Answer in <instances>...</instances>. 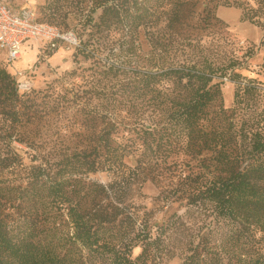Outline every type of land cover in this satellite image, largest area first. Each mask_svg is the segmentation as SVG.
I'll list each match as a JSON object with an SVG mask.
<instances>
[{"label": "trees", "instance_id": "obj_1", "mask_svg": "<svg viewBox=\"0 0 264 264\" xmlns=\"http://www.w3.org/2000/svg\"><path fill=\"white\" fill-rule=\"evenodd\" d=\"M218 6L264 26V0H45L42 17L34 9L54 26L83 15L88 38L74 31L75 54L93 57L88 44L107 34L102 48L121 44L138 66L93 60L89 91L105 100L58 148L35 140L30 124L46 115L0 66V264H264V109L236 129L208 117L219 79L239 78L242 65L203 53L207 37L222 39L208 31L225 26ZM236 88L234 99L247 91ZM126 102L148 123L118 136ZM146 181L158 190L150 208L131 194Z\"/></svg>", "mask_w": 264, "mask_h": 264}, {"label": "rangeland", "instance_id": "obj_2", "mask_svg": "<svg viewBox=\"0 0 264 264\" xmlns=\"http://www.w3.org/2000/svg\"><path fill=\"white\" fill-rule=\"evenodd\" d=\"M15 8L33 7L36 9L38 16L42 17L40 7L45 4V0H7ZM199 4L201 0H198ZM218 17L224 24L223 27L208 30L216 36L221 34L222 39L217 42L210 41L209 37L203 42L205 44L204 52L209 58L216 59L217 62L223 63L228 61L230 56L239 57L241 66L236 69L240 77L233 78V73L228 72L226 76L221 77V96L210 108L209 118L214 125L233 123L234 128L240 124L255 117L256 113L264 109V26L241 19V10L236 7L218 6L215 10ZM43 15V14H42ZM69 25L57 26L60 28L71 29L81 35V39L88 38L87 28L89 24H84L83 15L80 12L69 14ZM155 28L154 35L161 31L162 22ZM144 33V32H143ZM105 39L103 35L97 34L98 40L89 43L88 48L93 57L84 58L80 54H75L72 48H59L43 58L37 51L31 53L26 50L15 64H7L5 55L0 52V66L6 67L14 79H16L17 88L23 96H29L37 101V109L46 115L42 120L30 124L34 133L35 140L43 143L47 148L64 147L69 142L75 140L76 129L83 111L92 110L95 105L105 100L97 98L90 92V88L95 84L93 77L89 75L92 72L94 61L101 64H114L121 66L129 71L137 70L136 56L120 51V45L115 44L113 50L108 52L102 45ZM145 37L142 34V39ZM209 38V39H208ZM208 40V41H207ZM39 44V43H38ZM37 45V44H36ZM101 47H100V46ZM103 46V48H102ZM253 49L252 51L249 49ZM32 50V49H31ZM29 55V59L26 55ZM26 58V65L20 67L17 62ZM94 60V61H93ZM247 88L246 92L240 91L239 97L234 99L237 86ZM123 95L117 98H126L128 93L127 86L123 89ZM69 96V101L66 98ZM92 97V99H90ZM140 103V101H138ZM122 109L121 117L127 125H123L122 133L127 130L134 133L135 126L130 122L145 125L148 123L142 117L138 109H142L137 103H120ZM49 114V115H47ZM18 148L27 149L24 144H15ZM52 146V147H50ZM54 149V148H53ZM93 179L103 183L110 180L107 173H97L92 176ZM158 190L151 182H144L143 187L138 190L133 189L134 200L138 205L150 208L152 198L156 196ZM138 248L133 250L137 254ZM166 264H180L178 258L169 260Z\"/></svg>", "mask_w": 264, "mask_h": 264}, {"label": "built area", "instance_id": "obj_3", "mask_svg": "<svg viewBox=\"0 0 264 264\" xmlns=\"http://www.w3.org/2000/svg\"><path fill=\"white\" fill-rule=\"evenodd\" d=\"M32 41L52 52L78 47L74 31H61L57 26L39 22L33 8L14 9L7 0H0V52L4 53L6 63L16 61L22 54V45Z\"/></svg>", "mask_w": 264, "mask_h": 264}, {"label": "crops", "instance_id": "obj_4", "mask_svg": "<svg viewBox=\"0 0 264 264\" xmlns=\"http://www.w3.org/2000/svg\"><path fill=\"white\" fill-rule=\"evenodd\" d=\"M8 2H9V4H10V6H12V7L15 9V7L10 3V1H8ZM21 8H22V7H21ZM27 8H33V7H27ZM16 9H18V8H16ZM33 9H34V8H33ZM36 44H37V45H36ZM22 48H23L22 53L25 52L26 50H29L31 53H33V50L39 52V49H40V48H43V47H42V44H41V43L38 44V42H34V41H32V42H25V43L22 45ZM31 49H32V50H31ZM1 52H2V51H1ZM26 52H27V51H26ZM2 53H3V52H2ZM3 54H4V53H3ZM21 55H22V54H21ZM29 55H30V54H29ZM29 55H26V58H28ZM19 58H20V57H19ZM26 58H24V59L18 61V62H17V65L20 66V67H24V66L26 65V63H25V61L27 60ZM16 61H17V60H16ZM12 64H15V61H14ZM12 64H10V65H12Z\"/></svg>", "mask_w": 264, "mask_h": 264}, {"label": "bare ground", "instance_id": "obj_5", "mask_svg": "<svg viewBox=\"0 0 264 264\" xmlns=\"http://www.w3.org/2000/svg\"><path fill=\"white\" fill-rule=\"evenodd\" d=\"M25 55H26V54H25ZM30 55H31V54H30ZM30 55H29V56H30ZM27 59H29V57H28Z\"/></svg>", "mask_w": 264, "mask_h": 264}]
</instances>
